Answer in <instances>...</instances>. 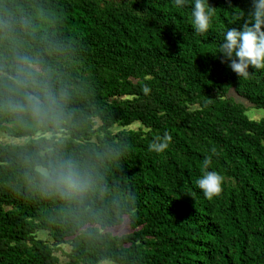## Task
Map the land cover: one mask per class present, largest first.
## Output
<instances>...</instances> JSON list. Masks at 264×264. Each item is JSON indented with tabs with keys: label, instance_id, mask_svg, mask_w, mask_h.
Here are the masks:
<instances>
[{
	"label": "trees",
	"instance_id": "1",
	"mask_svg": "<svg viewBox=\"0 0 264 264\" xmlns=\"http://www.w3.org/2000/svg\"><path fill=\"white\" fill-rule=\"evenodd\" d=\"M209 4L200 34L192 0H0V133L21 141L0 142V264H264V117L229 96L264 110V68L214 57L251 0ZM43 92L56 125L9 107ZM206 157L224 179L212 198L195 185ZM69 159L85 191L37 176Z\"/></svg>",
	"mask_w": 264,
	"mask_h": 264
},
{
	"label": "clouds",
	"instance_id": "2",
	"mask_svg": "<svg viewBox=\"0 0 264 264\" xmlns=\"http://www.w3.org/2000/svg\"><path fill=\"white\" fill-rule=\"evenodd\" d=\"M174 4L176 7H183L186 0H174ZM190 16L194 32L206 33L212 25L214 8L210 6L209 0H192ZM214 57L227 61L228 66L239 77L249 75L250 67L264 68V0H251L249 12L239 29L227 27L223 31L218 55ZM9 87L18 92L15 83ZM9 107L13 111L27 112L31 121L37 125H56L61 119L56 99L48 92L35 95L18 94L14 102H10ZM170 141L171 136L166 132L149 144V150L161 153L169 147ZM210 163V157L203 160L205 171L195 180L196 187L207 198L219 195L224 183L219 172L207 170ZM36 173L39 179L48 185L68 190L85 191L90 183L88 173L70 159L50 162L47 165L38 163Z\"/></svg>",
	"mask_w": 264,
	"mask_h": 264
},
{
	"label": "rangeland",
	"instance_id": "3",
	"mask_svg": "<svg viewBox=\"0 0 264 264\" xmlns=\"http://www.w3.org/2000/svg\"><path fill=\"white\" fill-rule=\"evenodd\" d=\"M229 96H231L235 100V102L241 103L246 108V110H247L246 114L248 115V117L250 119L258 120V119L264 117V110L255 109L250 103H248L246 100L240 98L233 91L229 92ZM137 127H138V125L134 124L130 127V129H136ZM0 142L7 143V142H21V141L16 140V139H11V138L7 137L6 135L0 133ZM127 230H128V223H127V221H125L121 226L114 228L113 232L120 234V233L126 232ZM37 237L39 239H43V240L48 239V236L45 232H38ZM61 248H62L63 252L68 251L67 245H63ZM57 256L60 257L61 262L65 261V257L61 254V252H58ZM100 264H111V263L105 261V262H102Z\"/></svg>",
	"mask_w": 264,
	"mask_h": 264
}]
</instances>
